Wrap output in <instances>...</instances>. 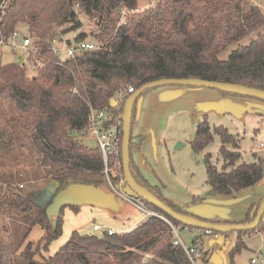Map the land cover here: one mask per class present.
<instances>
[{"label":"trees","instance_id":"trees-1","mask_svg":"<svg viewBox=\"0 0 264 264\" xmlns=\"http://www.w3.org/2000/svg\"><path fill=\"white\" fill-rule=\"evenodd\" d=\"M258 2L156 0L138 9L136 0H0L3 34L26 24L36 51L29 60L37 65L32 72L26 64L0 65V162L18 152L26 155L38 169L35 179H43L49 193L39 204L23 184L0 174V220L8 218L0 228V264H191L181 247L173 244L171 225H183L147 203L158 217L147 216L131 231L112 236L74 231L51 256L39 254L28 236L39 225L46 231L42 242L47 250L62 234L61 213L54 226L45 218L54 197L70 186L108 187L100 150L84 144L91 115H104L103 130L122 124L126 99L160 79H203L264 91V0ZM80 16L94 26L90 38L81 30ZM69 33L74 36L67 40L68 46L90 42L96 49L60 57L52 41ZM134 116L133 109L132 123ZM215 138L219 148L213 156L208 148ZM131 140L130 171L138 184L172 210L196 217L189 206L165 199L141 175L131 156L138 145ZM241 143L237 133L207 120L197 124L189 140L196 155L203 153L206 183L218 195L235 196L264 177L263 157L241 151ZM118 159L121 162V142ZM119 176L123 177L122 168ZM29 179L37 185L38 180ZM258 205L250 207L245 223L253 220ZM196 230L224 239L235 234L229 255L230 264H236V255L247 246L244 237L249 240V235L263 231L264 217L252 231ZM218 248L199 246V263L207 264ZM252 252L253 258L264 256L261 250Z\"/></svg>","mask_w":264,"mask_h":264},{"label":"rangeland","instance_id":"rangeland-1","mask_svg":"<svg viewBox=\"0 0 264 264\" xmlns=\"http://www.w3.org/2000/svg\"><path fill=\"white\" fill-rule=\"evenodd\" d=\"M155 1L136 0V5L138 9H144L153 5ZM252 1L259 3L258 0ZM78 18L83 25L81 30L90 38V33L94 31L93 24L84 16ZM16 30L21 36L29 34L26 24L23 23H19ZM73 36L74 33H69L62 40L53 43L60 57H65L67 40H72ZM228 52L229 50L224 52L223 56ZM22 56L11 54L7 48H4L0 52V65L9 62L21 64ZM231 97L233 96L222 95L206 88L163 86L142 94L134 105L131 143L132 145L137 143L139 147L131 150V156L139 161L137 165L142 176L149 184L156 185L165 199L177 206H189L192 214L207 222L233 220L237 214L248 209L250 200L255 195L248 190L234 197L218 195L206 183L203 153L196 155L189 144L197 124L207 120L212 126L225 127L231 134L238 133L242 137L241 151L246 153L251 151L252 134L251 131H244L246 128L241 124L243 113L239 111L245 107L251 109L253 105ZM254 108L264 114V106L255 103ZM84 144L91 148L97 147L96 142L89 138L84 139ZM218 148L219 139L215 138L208 151L216 156ZM0 164L2 171L0 174L7 176L10 182L23 184L24 191L31 194L39 204L46 202L49 197V193L44 191L46 183L41 178L35 179L38 169L31 164L26 155L18 152L15 158L12 157ZM29 178L38 180L37 185L30 182ZM198 200L199 203H194ZM54 221L50 222L53 226ZM7 224L8 218L0 220V228ZM36 227L40 228L39 225ZM176 231L178 239L185 246L192 245V241L200 236L198 241L200 248L208 250L214 244L220 247L207 264H230L229 252L235 246V234H230L224 239L222 236L204 235L196 229L185 226L177 227ZM28 242H31L30 238ZM32 243L34 249H38L41 253L47 252L48 249L44 250V242ZM256 243L255 239L247 241L246 248L235 257L236 264H249L252 251L257 248Z\"/></svg>","mask_w":264,"mask_h":264},{"label":"crops","instance_id":"crops-1","mask_svg":"<svg viewBox=\"0 0 264 264\" xmlns=\"http://www.w3.org/2000/svg\"><path fill=\"white\" fill-rule=\"evenodd\" d=\"M249 1L252 2V0ZM231 98H238L246 104L249 103L250 105H253L251 109H246L245 107L239 112L243 113V116H241V124L246 128L244 131H251L252 146L250 150L254 151L256 140L264 139V114H262L260 112L261 110H258V108V111H256L254 105L256 103V105L258 104L262 107L264 106V102L238 96H233ZM229 114H231V112ZM136 147L138 148L139 145ZM132 161L139 170V165H137L139 161L136 158L134 160V157H132ZM251 189H255L256 191ZM247 190L253 192V195L255 194L253 199L250 200L251 204L248 209L237 214L233 220H226L223 222L217 220L212 223H245L246 215L250 207L259 204L264 200V177L262 181L254 187L241 192ZM60 213L63 221L62 235L60 238L50 243L47 252L41 253L38 251L39 254L43 256L47 257L56 253L74 231L102 236L105 234V229H110L113 230L115 234H122L131 231L145 219V215L141 211L126 200L118 197L109 187L106 186H70L61 191L54 197L51 204L47 206L46 221L53 222L58 218ZM93 225H98L100 230L93 232ZM45 237L46 231L43 228H37L36 226L31 230L28 236L30 241L35 243L42 241ZM249 238L250 239L248 240L244 237L246 243L247 241L255 239L257 241V248H255V251L261 250L264 252V230L249 235ZM234 239L236 240V235H234ZM253 256L254 255L251 254L249 259L251 260Z\"/></svg>","mask_w":264,"mask_h":264},{"label":"built area","instance_id":"built-area-1","mask_svg":"<svg viewBox=\"0 0 264 264\" xmlns=\"http://www.w3.org/2000/svg\"><path fill=\"white\" fill-rule=\"evenodd\" d=\"M58 41L54 39L52 41V47L55 50L53 43ZM7 48L11 54H21L22 65H29L30 70L34 71L37 69V65L30 61V57L36 56V51L34 49L31 38L28 36H21L17 30L5 36L0 27V52ZM96 46L90 42H80L76 46H68L65 56H71L75 53L94 50ZM56 52V50H55ZM57 53V52H56ZM132 93V89L128 90ZM104 118L102 113H99L96 117L94 115L90 116L89 125L84 131L85 138H89L96 142L97 148L100 150L103 159V175L105 177L108 187L120 198L126 200L133 206H135L139 211H141L145 217L147 216H157L158 214L154 211L147 209L145 203L136 198L127 188L123 177H120L121 162L118 159L120 154V142L122 136V124H117L110 130H103L101 127V119ZM254 151L261 155L264 159V139H257ZM175 241L174 245H178L184 251L188 257L191 264H200L199 259L202 257L199 251V245L185 246L178 239V234L176 228L171 225ZM100 230L98 225H93L92 231L97 232ZM105 234L112 236L115 234L113 230L105 229ZM251 264H264V256L256 255L251 259Z\"/></svg>","mask_w":264,"mask_h":264},{"label":"water","instance_id":"water-1","mask_svg":"<svg viewBox=\"0 0 264 264\" xmlns=\"http://www.w3.org/2000/svg\"><path fill=\"white\" fill-rule=\"evenodd\" d=\"M163 86L206 88L233 96L251 98L264 102V91L235 84L214 82L203 79H160L143 85L126 99L122 113L121 167L123 179L128 190L144 203L153 205L155 208L162 211L173 220L185 227L204 230L206 232H215L219 234L252 231L256 229L262 217L264 216V200L259 203L256 214L253 220L250 222L234 224L212 223L172 210L147 188L138 184L136 179L133 177L130 171V138L134 105L136 100L146 91Z\"/></svg>","mask_w":264,"mask_h":264}]
</instances>
